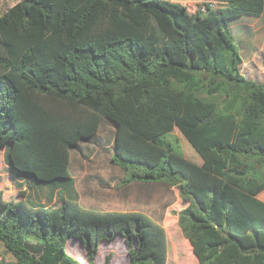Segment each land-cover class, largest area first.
<instances>
[{"label":"trees","instance_id":"1","mask_svg":"<svg viewBox=\"0 0 264 264\" xmlns=\"http://www.w3.org/2000/svg\"><path fill=\"white\" fill-rule=\"evenodd\" d=\"M262 15L264 0L196 12L172 0H17L1 14L0 153L28 190L0 187V250L13 258L0 251V264H83L69 239L95 264L116 234L127 264L167 263L161 222L79 202L71 153L104 119L121 185L178 188L173 213L199 264H264V82L242 72L229 26ZM176 128L201 164L180 152ZM44 184L58 204L29 205Z\"/></svg>","mask_w":264,"mask_h":264},{"label":"rangeland","instance_id":"2","mask_svg":"<svg viewBox=\"0 0 264 264\" xmlns=\"http://www.w3.org/2000/svg\"><path fill=\"white\" fill-rule=\"evenodd\" d=\"M209 1L187 0L190 5V12H196L199 8L205 7L206 2ZM16 2L17 0H0V15ZM229 26L238 46L242 37H255L258 40L257 47L261 48V51L259 50L261 69H253L251 74L257 80L264 81V63L262 62L264 58V15L259 17L243 16L240 19L231 20ZM243 72L248 76L247 69H243ZM101 124L95 142H82L80 150H72L71 171L75 175L79 190V202L83 206L100 210L119 208L145 212L156 221L161 222L166 228L169 239L166 264H199L193 255L190 242L177 224L178 217L173 213V210L176 211L184 205L179 197L178 188L163 183L150 182L144 188V194L137 193L136 196H132V186L120 184L122 177H117L113 181L118 174L111 170L109 165L111 164L110 156L113 154L115 126L106 119ZM170 137L173 139L176 137L179 140L180 152L186 158L198 164L202 162L201 155L177 128L174 129ZM110 178L113 181L112 184L107 182ZM19 184H23L21 188L28 189L26 179H17L12 176L5 151H2L0 153V187L13 191L21 189ZM150 190L153 193L152 196L150 198L144 197ZM29 191H31V195L28 197L27 203L36 206L41 201L46 200L48 185L31 187ZM56 204L58 201L52 202L51 206ZM67 248L81 263L88 264L86 248L80 240L69 239ZM0 251L6 259H13L11 254H3L2 250ZM128 259L126 241L121 234H116L112 240L100 243L95 264H127Z\"/></svg>","mask_w":264,"mask_h":264},{"label":"crops","instance_id":"3","mask_svg":"<svg viewBox=\"0 0 264 264\" xmlns=\"http://www.w3.org/2000/svg\"><path fill=\"white\" fill-rule=\"evenodd\" d=\"M257 44H258V40L255 37L254 38L253 37H249V38H243L242 37V40H239V49H240V53L242 56V64H241L242 72H243V69H247V71L249 73L247 77L252 78V79L254 78L255 80H257V79L253 76V74H251V70H253V69L260 70L261 69L260 61H259L261 48H258ZM262 62H264V58L262 59ZM257 81H259V80H257ZM260 82H264V81H260ZM103 121H102V123H103ZM101 125H100V128H101ZM100 128H99V130H100ZM80 145H82V143ZM72 156L73 155L71 153V163H72ZM111 156H110V159H111ZM110 162H111V160H110ZM71 163H70L69 170H70L71 177L75 179V175L71 171ZM109 165L111 166L110 167L111 170H113L115 173H118L117 176L114 177L113 181H115V178H117V177H122V169L118 165L113 164L112 162ZM108 172H110V171H108ZM113 181L110 178V180H108L107 182L112 184ZM75 182H76V179H75ZM148 183H150V182L134 181L130 184H127L126 186H132L131 187V189H133L132 196H136L137 193L138 194H141V193L144 194L145 193L144 188L147 187ZM76 187H77V184H76ZM77 190H78V187H77ZM107 193H108V191H107ZM78 194H79V190H78ZM152 194L153 193L150 190L147 194L144 195V197L148 196L150 198L152 196ZM259 197L264 200V190L259 194ZM55 201H57L56 197H55V199L50 200V201L49 200L41 201V203L46 202L47 204H49L51 206L52 202H55ZM88 208H92V207H88ZM98 210H100V209H98ZM101 210L126 211V209L124 210V209H119V208L101 209Z\"/></svg>","mask_w":264,"mask_h":264},{"label":"built area","instance_id":"4","mask_svg":"<svg viewBox=\"0 0 264 264\" xmlns=\"http://www.w3.org/2000/svg\"><path fill=\"white\" fill-rule=\"evenodd\" d=\"M172 1L179 2L183 5H185L188 8V10L190 11V5L188 4L187 0H172Z\"/></svg>","mask_w":264,"mask_h":264}]
</instances>
